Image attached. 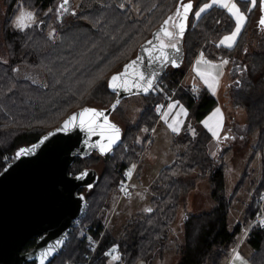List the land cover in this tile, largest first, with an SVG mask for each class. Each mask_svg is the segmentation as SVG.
Returning a JSON list of instances; mask_svg holds the SVG:
<instances>
[{
    "label": "trees",
    "instance_id": "1",
    "mask_svg": "<svg viewBox=\"0 0 264 264\" xmlns=\"http://www.w3.org/2000/svg\"><path fill=\"white\" fill-rule=\"evenodd\" d=\"M188 1L81 0L78 8L62 12V0H3L5 23L11 21L20 5L34 10L38 19L24 30H7L4 38L8 60L0 59V171L20 146L59 127L72 113L94 107V102L100 104L95 107H108L116 96L109 87L110 78L123 71L142 44L148 49L161 44L175 45L163 39L164 33L158 32L153 37V32L161 31L162 24L175 14L178 4L181 11ZM191 1L192 9L181 35V65L166 67L155 85L156 91L144 94L149 104L144 106L139 125L128 126L126 131L121 128L118 145L103 153L92 149L74 159L68 168L72 175L93 169L94 162L103 166L92 186L85 190L84 212L72 222L58 253L44 263L31 260L26 264H83L89 243L83 231L98 236L103 227L100 211L107 206L108 195L124 180V173L136 153L134 149L143 148L128 140L129 133L134 136L139 126L150 130L155 125L158 111L154 106L163 105L165 94L179 83L200 49L211 58L219 53L229 60V81L224 90L227 105L234 111L245 112L244 132L257 131L256 148L264 147V25L252 17L256 9L250 10L235 45L221 48L215 43L232 30L233 19L217 6H211L195 18V10L206 0H197L195 4ZM241 3L245 8L248 2ZM51 25L53 30H49ZM175 97L188 111L186 122L175 137L185 148L171 165L161 170L157 195L151 199L150 208L128 221L118 238L105 230L91 264H136L152 259L161 249L185 196L202 178L210 184L214 206L210 211L185 215L184 245L180 248L178 264L206 261L219 264L242 231L241 223L232 230L227 226L230 199L224 192L223 156L230 146L210 154L212 136L201 125L217 100L205 90L194 96L182 87H178ZM124 144L128 145L127 151ZM84 189L87 188L80 187L79 192ZM262 190L264 169L245 212L246 227L241 233V243L246 242L251 248V264H264V221L249 227L259 214L258 199ZM35 239L28 241L22 251L32 248ZM113 246L117 248V261H112L109 254Z\"/></svg>",
    "mask_w": 264,
    "mask_h": 264
},
{
    "label": "water",
    "instance_id": "2",
    "mask_svg": "<svg viewBox=\"0 0 264 264\" xmlns=\"http://www.w3.org/2000/svg\"><path fill=\"white\" fill-rule=\"evenodd\" d=\"M188 2L192 4L191 0ZM178 7L180 9V4ZM189 13L186 20H182L184 9L180 15L176 9L175 14L169 16L171 19H167L168 23L162 24V30L153 32V37L158 32L164 33L163 39L174 43L175 47L155 45L148 49L146 44H142L136 57L127 64L126 74L115 82L121 86L113 88L116 96L112 103L105 108L86 107L95 109L99 115L86 114L83 127L80 126L79 115L66 129L63 122L35 141L20 146L6 163L0 171V264H26L31 260L44 263L60 251L72 222L83 214L86 206L85 193L78 190L80 187L90 188L97 177L92 168L72 175L68 171L69 166L86 151L109 146L110 140L115 142L111 143L109 150L118 145L122 129L111 121L110 116L120 101L132 93L152 90L166 67L181 65V34L176 25L183 22L186 26ZM261 16L260 4L258 23ZM167 28L172 33L170 37L165 35ZM163 56L166 60L161 62ZM122 72H125V67ZM141 75L144 79L140 78ZM148 80H151V87ZM145 88L148 90L144 91ZM83 109L74 113L79 114ZM112 125L119 130L118 138ZM48 133L53 135L41 143ZM33 144L39 147L30 154L17 157L20 149L30 148ZM34 238L32 248L22 251L25 244Z\"/></svg>",
    "mask_w": 264,
    "mask_h": 264
},
{
    "label": "rangeland",
    "instance_id": "3",
    "mask_svg": "<svg viewBox=\"0 0 264 264\" xmlns=\"http://www.w3.org/2000/svg\"><path fill=\"white\" fill-rule=\"evenodd\" d=\"M196 1H193L194 4ZM80 3L81 0H67L66 10L76 9ZM22 10L26 12L31 11L34 14L31 26L35 24L38 19L35 11L23 5L17 8L11 21L5 23V4L3 0H0V59L3 61L8 60L4 39L6 31L21 30L14 26V21ZM195 12L194 17L197 18ZM259 15L258 6L252 17L258 19ZM26 28L28 27L24 29ZM53 28L54 26L51 25L49 30H53ZM165 60V56H163L161 62ZM194 61L196 68L207 67L216 78L228 71L226 72V79L228 80L229 68L228 70L225 69L227 63L224 61L226 60L211 62L206 61L199 55L198 59H194ZM199 62L207 64L200 65ZM219 81L215 98L218 101V108L224 111L226 123L223 126V132L219 130L216 136L213 135L209 144V152L215 155L221 147L230 146V149L223 156L224 192L226 197L230 199L227 226L229 230H232L236 224L241 223L242 228V231L236 236L235 242L229 246L219 264H244L245 261L249 262L251 253L250 246L246 242L241 243L243 235L241 233L246 227L244 215L251 202L253 192L262 178L264 147L256 148L257 131L244 132L246 114L243 110L234 111L227 105L223 90L227 81L225 82V78ZM155 85L152 87L153 92L157 89ZM137 87H140V85L137 84ZM144 94L142 92H135L124 97L118 104L117 109L111 113L110 118L117 121L125 131L128 126H136L142 117L144 106L149 104ZM174 99L178 98L174 97ZM92 105L100 106L96 102L92 103ZM164 120L165 117L150 130L144 126H139L134 136L130 135V133L128 135V140L131 143L135 142L137 146H142L143 148L140 151L139 149H134L136 150L135 159L133 158L131 164L127 167V169L133 170V174L128 187L125 189V193L119 197L120 185L125 181L129 173L127 169L124 173V180L117 183V186L111 190L107 198V206L103 211H100L103 214V225L107 226L106 231L112 233L115 238H118L123 233L124 226L128 221L140 216L150 208L151 199L157 195V183L161 170L165 166L171 165L176 155L185 148V144L175 140L179 130L174 131L172 124ZM210 130L213 134V130ZM148 139L151 140L150 144ZM124 150H128V145L124 144ZM92 167L96 173L102 172L103 166L100 162H94ZM244 174L246 176L243 177ZM85 190L88 191V189H84L83 193H86ZM213 206L214 201L210 196V184L208 180L204 178L197 180L194 188L185 196L183 204L178 209L170 230L162 242L161 249L149 261L140 260L136 264H178L181 259L180 248L184 245L182 221L185 215L187 213L198 214L210 211ZM237 255L240 257L239 260L236 259ZM203 264H210V261H206ZM248 264L251 263L249 262Z\"/></svg>",
    "mask_w": 264,
    "mask_h": 264
},
{
    "label": "crops",
    "instance_id": "4",
    "mask_svg": "<svg viewBox=\"0 0 264 264\" xmlns=\"http://www.w3.org/2000/svg\"><path fill=\"white\" fill-rule=\"evenodd\" d=\"M242 1L248 2L246 4L245 8L242 7V3H241ZM259 2H260V0H256L255 5H253L251 0H215V3L213 2V0H206L202 4L199 5V7L197 8V11L201 7H203L205 4H208V5H210V7L211 6H217V7L224 9L231 16V18L234 21V26L230 32L222 35L220 37V39H221L223 36L229 35L236 28V17L228 11L227 7L224 6V4L227 3L228 7H231V5L233 3H235L237 5V8L240 10V12L245 17V19L241 25L239 33L237 34L235 42L232 45V47H233L235 45L241 31L243 30L246 22H247L248 13L250 12V10H253L254 8L257 10ZM210 7H208L206 10H208ZM259 11H260V5H259ZM170 25H171V22H170L169 26ZM170 27H172V26H170ZM220 39L217 41V43H215L216 46H218ZM220 47L221 48H227V49L232 48V47H226L223 45H221ZM199 55H201L206 61H211V62L226 60L227 65L225 66V69L228 70V68H230L229 60L226 57H223L219 53L215 54V58H211V57L207 56L203 52V50L200 49V50H198L194 59H198ZM193 60L186 67L185 72L179 81V86L182 87L183 89H186L187 91L191 92L194 96H197L199 92H202L205 90L215 97L216 96L215 93L217 92V88H218V83L220 82L219 80L225 78V82L229 81V78H228V80L226 79V72H228V71H226L222 76H220V77L218 76V78H216L214 76V74L212 73V71L210 69H207V67H197L196 68L195 67V61L193 62ZM199 63H200V65H206L207 64V63L204 64L203 62H199ZM227 82L225 83L223 90H225ZM217 104H218V101H217ZM154 107H157L156 111H158V118H157L156 123H158L163 117H165L164 121L169 122L170 124H172V126L175 129H177L179 131H180V128L184 126V123L186 122V119H187L188 111H187L186 107L184 106V104L179 99H172L170 102H168L164 107H162L160 109H159V106H157V105H155ZM218 107L219 106L216 105L201 120V125L209 131L212 138H213V134L211 133L210 129H212L213 132H215L217 135L219 130L221 132H223V126L226 123V117L224 116V111H221ZM217 110H219V111H217ZM216 135H214V136H216ZM248 263L249 262L245 261L244 264H248Z\"/></svg>",
    "mask_w": 264,
    "mask_h": 264
},
{
    "label": "snow or ice",
    "instance_id": "5",
    "mask_svg": "<svg viewBox=\"0 0 264 264\" xmlns=\"http://www.w3.org/2000/svg\"><path fill=\"white\" fill-rule=\"evenodd\" d=\"M64 2L67 3V0H64ZM213 2L215 3V0H213ZM251 2L253 5H255L256 0H251ZM260 4H261L262 16H261L259 23L264 25V0H260ZM182 6L184 9V16L182 17V20H186V14L192 9V4H191V2H189L187 4H183ZM224 6L227 7L228 11L236 17V28L229 35L223 36L220 39L218 46L223 45L226 47H232V45L235 42V39L237 37V34L240 31L241 25H242L245 17L240 12V10L237 8V5L235 3H233L231 5V7H228L227 3H225ZM208 7H210V5L205 4L203 7H201L198 11L195 12V15L197 17H199L201 15V13H203ZM177 15H180L179 7L177 8ZM169 19H171V18H169ZM33 20H34V14L31 11L26 12V11L22 10L19 13V15L16 17V20L14 21V26L23 30L25 27H30ZM167 23H168V21L166 20L165 24H167ZM176 27L179 29V32L182 35L184 32V29H185V24L183 22H181V23L177 24ZM165 35L170 37V36H172V33L165 30ZM163 47H164V45L161 44V48H163ZM172 47H175V45H172ZM137 59H139V57ZM165 59H166V57H165ZM224 62L227 63V61H224ZM132 63L135 64V61H133ZM128 67H129V65H125V72L114 74L110 78L109 87L117 88V87L121 86L115 82L119 79L120 76H123L126 74ZM140 78L144 79L143 75H141ZM148 86L151 87V80H148ZM147 90H148L147 88L144 89V91H147ZM217 111H219V110H217ZM89 113H92L94 115H99V113H97V111L95 109L85 108L79 114L74 113L71 117L68 118V120H65L63 128L66 129L70 124H72L76 120L77 115H79V117H80V126H82V127L85 126L86 122L84 120V117L86 114H89ZM170 127H171V125H170ZM112 128L117 133V138H118V131L119 130L116 129L114 125H112ZM58 130H62V129H58ZM173 130L176 131L177 129L174 128ZM51 135H53V133H48V135L43 138L41 143H43L44 140H47L48 137H50ZM213 135H216V133L213 132ZM114 142H115L114 140H110L109 146H107V147L101 146V149H100L101 152L103 153V152L108 151L111 143H114ZM37 147H39L38 144H33L30 148L20 149L16 155H17V157H20V156L25 155V154H30ZM130 174L131 173L129 172L128 175H130ZM78 178H81V177H78ZM116 251H117V248H116V246H114L111 249V253H116ZM111 259H112V261H117V260H119V256L118 255H112ZM236 259L237 260L240 259L239 255H237Z\"/></svg>",
    "mask_w": 264,
    "mask_h": 264
},
{
    "label": "built area",
    "instance_id": "6",
    "mask_svg": "<svg viewBox=\"0 0 264 264\" xmlns=\"http://www.w3.org/2000/svg\"><path fill=\"white\" fill-rule=\"evenodd\" d=\"M219 21L217 20V23ZM178 87L179 83L172 89L169 90V92H167L164 96V103L162 106L159 107L162 108L164 107L168 102H170L172 99H174L177 91H178ZM154 109L156 110L157 107H154ZM151 137V136H150ZM149 140V139H148ZM151 140H149V144H150ZM128 172H131L130 175L127 174V177L125 179V181L120 185V195L119 197H121L123 195V193H125V189L128 187L130 179L132 177L133 174V170L127 169ZM258 211L259 214L258 216L253 220V222L250 224L249 227H251L252 225H254L255 223L258 222H263L264 221V190H262L259 194V199H258ZM106 225H103L101 231L99 232L97 237H94L88 230H84L83 234L88 238L89 243L87 246V251L84 254V258H83V264H91V262L93 261L94 255L98 249L99 243L102 239V236L106 230ZM110 254L111 255H115V253H111L110 250ZM69 264H76L75 262H70Z\"/></svg>",
    "mask_w": 264,
    "mask_h": 264
},
{
    "label": "flooded vegetation",
    "instance_id": "7",
    "mask_svg": "<svg viewBox=\"0 0 264 264\" xmlns=\"http://www.w3.org/2000/svg\"><path fill=\"white\" fill-rule=\"evenodd\" d=\"M61 5H62V12H65V11H66V7H67V5H66V3L64 2V0H62ZM110 119H111V118H110ZM111 121H112L115 125L120 126L119 123H118L117 121H115V120H113V119H111ZM78 191H79V190H78ZM34 262H35V261H34Z\"/></svg>",
    "mask_w": 264,
    "mask_h": 264
}]
</instances>
